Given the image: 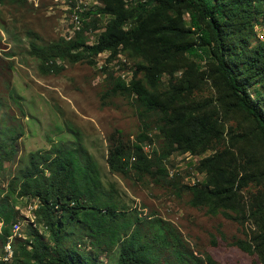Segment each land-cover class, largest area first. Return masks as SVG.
Masks as SVG:
<instances>
[{
	"label": "trees",
	"instance_id": "16d2710c",
	"mask_svg": "<svg viewBox=\"0 0 264 264\" xmlns=\"http://www.w3.org/2000/svg\"><path fill=\"white\" fill-rule=\"evenodd\" d=\"M100 1L102 6L86 13L84 28L72 40L32 43L29 54L47 75L62 70L59 62L96 65L103 53L110 54L109 60L122 52L135 63L129 83L103 66V102L130 100L142 124L134 143L120 139V131L110 137L111 173H134L141 180L170 185L163 165L168 156L202 155L229 140L223 151L201 161L199 171L207 182L186 190L192 207L238 223L246 237L233 245L264 264V34L258 35L264 30V0ZM98 14L107 22L90 45L87 33L97 30ZM178 71H184V77L173 76L164 88V74ZM207 80L217 89L224 116L212 104L211 112L191 103L194 91ZM231 113L243 134L227 131L223 121ZM154 116L157 120L151 123ZM153 133L164 143L161 155L156 151L149 157L143 144L153 140ZM22 136L0 130V170L13 161ZM64 145L56 143L45 155H31L28 167L7 190L0 188V264H102L100 257L115 250L116 264H218L208 254L203 259L189 251L168 222L151 219L140 226L142 219L115 203V188L105 191L100 171L84 147ZM20 199L37 202L32 211L35 225H43L48 238L32 226L25 239L15 236ZM8 244L13 251L10 260ZM165 254L169 257L164 261Z\"/></svg>",
	"mask_w": 264,
	"mask_h": 264
},
{
	"label": "rangeland",
	"instance_id": "374dc122",
	"mask_svg": "<svg viewBox=\"0 0 264 264\" xmlns=\"http://www.w3.org/2000/svg\"><path fill=\"white\" fill-rule=\"evenodd\" d=\"M72 2L77 3L75 8ZM101 6L100 0H4L0 3V130L7 136L9 132L14 136L23 133L16 143L13 161L5 162L0 170L1 190H7L9 182L28 167L31 155H45L56 143L65 144V148L83 146L100 171L105 191L110 192L113 186L115 203L121 211H129L131 217L142 219L140 226L147 220L161 219L173 225L185 247L200 258L205 259L208 254L218 264H261L256 256L233 245L236 239L246 237L238 223L223 214L213 216L206 209L192 207V196L186 190V187L207 182L205 174L199 171L201 161L223 151L230 145L229 140L202 155L177 152L168 156L163 165L170 185H156L150 178L141 180L134 173L128 177L111 173L107 163L112 144L110 137L120 131V139L134 143L142 124L130 100L117 97L103 102L102 96L107 91L103 66L107 64L108 70L129 83L135 63L122 52L117 59L109 60L110 54L103 53L96 65L59 62L62 70L47 75L40 71L38 62L29 54L32 43L48 45L61 38L73 39L81 32L74 24L78 23L75 18L85 25L86 13H96ZM184 17L189 21L188 13ZM97 18L100 20L97 30L91 28L87 34L90 45H94L107 22L100 14ZM263 34L264 30H258L259 36ZM122 64L127 67L118 69ZM173 76L182 79L184 71L164 74V88H168ZM192 102L195 108H207L204 110L211 112L214 110L210 107L212 104L224 116L217 103V89L210 80L205 81L202 89L194 91ZM233 115L231 113V118L228 115L223 121L227 131L233 128L243 134L242 126ZM155 120L156 116L149 121L154 123ZM163 141V137L155 138L153 133V140L143 144L147 155L154 157L156 151L161 155ZM135 160L132 159V163ZM19 201L16 210L20 220L14 231H19L15 236L25 239L29 227H36L32 211L38 204L31 199ZM1 228L2 223L0 232ZM36 228L48 238L43 225ZM116 255V250L103 254L100 261L116 264ZM168 257L165 254L163 260Z\"/></svg>",
	"mask_w": 264,
	"mask_h": 264
},
{
	"label": "built area",
	"instance_id": "2783aa9c",
	"mask_svg": "<svg viewBox=\"0 0 264 264\" xmlns=\"http://www.w3.org/2000/svg\"><path fill=\"white\" fill-rule=\"evenodd\" d=\"M73 3V6H74V8L76 7V2H72ZM99 15V14H98ZM81 31H82V29L84 28V24L83 23H74ZM88 34V33H87ZM70 40H72V38L70 37ZM123 66H121V65H118V69H123V68H126L127 67V65L126 64H122ZM36 209V208H35ZM35 209H33V210H35ZM21 229V228H20ZM19 231H14V233L16 234V233H18ZM5 250H6V253H7V255H6V260H10V259H12V257H13V251H12V247H11V244H8L7 246H6V248H5Z\"/></svg>",
	"mask_w": 264,
	"mask_h": 264
},
{
	"label": "bare ground",
	"instance_id": "6f19581e",
	"mask_svg": "<svg viewBox=\"0 0 264 264\" xmlns=\"http://www.w3.org/2000/svg\"><path fill=\"white\" fill-rule=\"evenodd\" d=\"M75 20H76L78 23H80V22H79L80 20H78L77 18H75ZM77 30H80V29L77 27Z\"/></svg>",
	"mask_w": 264,
	"mask_h": 264
}]
</instances>
